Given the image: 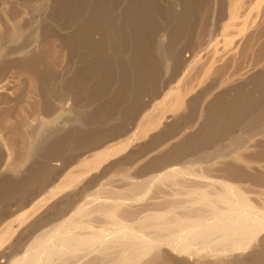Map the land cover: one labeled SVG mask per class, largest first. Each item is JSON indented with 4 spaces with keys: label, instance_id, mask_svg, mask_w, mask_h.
<instances>
[{
    "label": "rangeland",
    "instance_id": "1",
    "mask_svg": "<svg viewBox=\"0 0 264 264\" xmlns=\"http://www.w3.org/2000/svg\"><path fill=\"white\" fill-rule=\"evenodd\" d=\"M173 165L242 186L244 215L264 223V0H0V264L108 238L118 225L82 226L88 203L98 219L99 201L140 193L139 216L168 227L129 224L164 247L136 264H264V236L201 229L237 220L236 203L185 211L197 203L150 181ZM233 237L247 246L230 256Z\"/></svg>",
    "mask_w": 264,
    "mask_h": 264
},
{
    "label": "bare ground",
    "instance_id": "2",
    "mask_svg": "<svg viewBox=\"0 0 264 264\" xmlns=\"http://www.w3.org/2000/svg\"><path fill=\"white\" fill-rule=\"evenodd\" d=\"M237 7H238V2L233 6L232 13H237ZM179 100H177V103H175V106L177 108L180 105H182L181 101H179ZM166 120L167 119H165V121ZM146 128L147 127H145L144 130H146ZM99 157H100V154L94 155L93 161L98 159ZM181 171L182 170H181L180 166L173 165L170 168H168L167 170H165V171L163 170V172L161 174L150 178V181L157 179L159 181V183L162 184L161 187H163V189L166 188V190L167 189L169 190V191H165L164 194H166V192H169V195L172 199H193L197 203V205L195 207L193 205H189L187 210L184 209L185 211L189 210L190 212L191 211L193 212V211H195V209H196V211H198L197 208L205 207V210L207 208V211L209 213L210 212L215 213V212L219 211V209L216 207V205H218V204H216V205L213 204L214 202H212V200L220 203L223 206H225V208L228 211H230L229 209L233 207L234 203H236L235 207H237V209L240 208V209H238V212H239L238 215L239 216L238 215L236 216V218H238L237 220L231 219L230 217L227 216L228 215L227 212H225L223 214V217H220L219 219L230 218L231 220L228 221L225 219V222L218 221L217 224L207 223L208 221H206V223L201 225V229L202 230H208L209 229V231H210V228H211L212 232L218 233V234L220 233L221 235L223 233H226V232L233 234V232L236 230L238 232V234L241 236V238L245 239V241H249L250 243L251 242L256 243V242L262 240V238L264 236V223H263V221L260 222L259 220H256V217L247 216V215H244V213H243L245 211L244 205L246 206L247 200H246L245 196H243L242 194L239 193L241 191L240 188L242 186H240L238 184L229 183V181L225 182V181H222L219 179H215L214 177L212 178L210 175H209L210 177L204 176V174H206V173H204L203 175L202 174H194V173H192L193 175L191 173H190V175L189 174L188 175H186V174L182 175V174H180ZM129 182L131 183L132 180H130ZM143 182H145V181H143ZM131 184H133V183H131ZM151 184H153V183H151ZM131 186H134V185H131ZM138 189H139V187H138ZM143 191H144V189H143ZM144 192L147 193V191H144ZM148 192H151V191H148ZM140 194L138 197H136V196L134 197L133 195L121 197L119 199H113V198L110 199L107 197L108 199L105 198L104 200L99 201V204L104 205L105 208L102 210H101V208L98 209V211H97L98 219L95 217L94 212H93V205H92L93 201H90L88 203L89 204V206H88L89 211L86 213L87 219L85 218V222H83L84 224H82V226H85V230L92 229L93 226L94 227L97 226V228L102 227V229H104L106 224H111V225L113 224L114 226L118 225L119 230L118 229H117V231L113 230L115 228V227H113L112 230L115 232L113 235H111V234H110V236L108 235L109 236L108 238L102 237L105 232L102 235L101 234L102 230H100V229L96 230V232H92L91 235L77 234L74 236L67 235V236L63 237L61 239V246L63 247V248H61V251L65 252V253H64V255H61L59 257L60 260L55 264H60V263H62V264H106L108 261V258L112 257L115 253H117V254L120 253L123 256V258L120 260V264H136L137 262H139L141 256L143 257V255H147L146 253L150 252L151 250H153V249H158V250L164 249V247L161 246L159 243L150 239L151 236H150V238L149 237L146 238V236H144V237L138 236V234L136 233L138 230L135 232L133 230V227H130L131 225H129V224L136 225L140 229V231L143 228V231L145 229L146 231H151V232H155V233H159V232H162L163 230H167L168 225L166 223H163V221H162V219H165L163 217L164 214H162V215H161V213L160 214H158V213L152 214L149 212V215H152L151 217L153 218L152 223H149L147 221L148 219L146 220L145 217H147V216L149 217V215L146 213V211H145V215H147V216H145V217L139 216L140 204H141L140 201L144 197L143 194L142 195H140ZM116 196H118V195H116ZM249 196H251V195H249ZM246 197H248V195ZM191 202H192V200H191ZM142 203L144 205V202H142ZM157 208H159V206ZM220 209L222 210V208H220ZM168 212H169V210H168ZM202 212H204V211H202ZM195 213H197V212H195ZM173 214H174V212H173ZM198 214H199V212H198ZM225 215H226V217H224ZM177 217H181V215L177 216ZM192 217H194V216H192ZM191 218L187 219L185 224L191 225L192 223H194L195 220L191 219ZM198 218H199V216H198ZM202 218H204V217H202ZM232 221H234V222L237 221V222L233 223ZM182 222H183V220H182ZM171 224H172V222H171ZM176 224H178V226H180V224L183 225L184 223H181L180 220L179 221L176 220L174 225H176ZM126 228H129V230L125 231ZM171 229L173 230V227ZM106 230L108 231V229H106ZM170 230L168 232H170ZM200 231L198 230L197 232H200ZM238 234H236L237 237L239 236ZM150 235H154V234L150 233ZM198 235H200V233ZM233 235H235V234H233ZM181 236H182V234H181ZM181 236L179 238L177 237L178 240H181L180 239ZM155 237L157 238L158 236H155ZM155 237L153 236V238H155ZM241 238H236V240H238V239L241 240ZM157 239H156V241H157ZM230 239H232V238H230ZM234 240H235V238L233 239V241ZM158 241H159V239H158ZM216 242H217V240H216ZM228 242L230 243V240ZM238 242H240V241L238 240ZM242 242H243V246H241V245L238 246V243L236 245V243L233 242V243H235L236 246L233 245V247L231 249L229 248V245H228V248L230 250L228 255L234 256L236 253L240 252L239 249H241V247L245 248L247 246V244L245 245L244 241H242ZM220 243H222V242L220 241ZM244 245H245V247H244ZM249 246L250 245L248 243V247ZM255 246H256V244H255ZM74 247H77V249L80 251V253L78 252L79 255L76 256V255L67 254V252L70 251L71 248H74ZM254 247H251V248L253 249ZM243 248L241 249L242 251H244L246 249V248L245 249H243ZM44 249H45V252L47 251V257L50 258V257L56 255L54 252H49L50 248H48V249L44 248ZM70 254H71V251H70ZM208 255H210V254H208Z\"/></svg>",
    "mask_w": 264,
    "mask_h": 264
}]
</instances>
